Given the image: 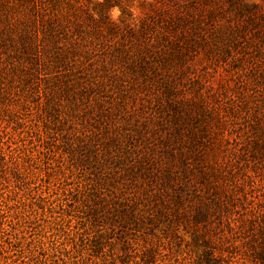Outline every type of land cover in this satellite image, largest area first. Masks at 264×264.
I'll return each mask as SVG.
<instances>
[{
    "label": "trees",
    "instance_id": "1",
    "mask_svg": "<svg viewBox=\"0 0 264 264\" xmlns=\"http://www.w3.org/2000/svg\"><path fill=\"white\" fill-rule=\"evenodd\" d=\"M69 2L0 0V93L43 81L45 101H66L104 157L154 190L159 215L232 223L264 264V103L180 81L200 52L213 67L264 64V3L152 0L135 30L103 16L120 0L97 3V18Z\"/></svg>",
    "mask_w": 264,
    "mask_h": 264
},
{
    "label": "rangeland",
    "instance_id": "2",
    "mask_svg": "<svg viewBox=\"0 0 264 264\" xmlns=\"http://www.w3.org/2000/svg\"><path fill=\"white\" fill-rule=\"evenodd\" d=\"M102 1L71 0L68 14L85 15L87 8L97 18ZM151 1L120 0L103 16L136 30L143 6ZM234 63L213 67L200 52L182 66L180 81L186 85L192 77L199 83L194 85L213 93L235 92L248 104L264 103V64ZM5 83L0 93V264H214L212 247L234 264H258L232 223L205 227L185 222L184 216L174 221L159 215L156 210L164 208L147 196L154 190L138 186L140 179L127 180L122 165L104 157L66 101H45L39 87L24 82ZM185 205L176 202L179 214Z\"/></svg>",
    "mask_w": 264,
    "mask_h": 264
}]
</instances>
